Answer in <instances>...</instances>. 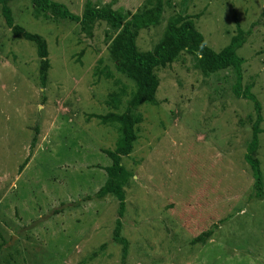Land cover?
Segmentation results:
<instances>
[{
	"label": "rangeland",
	"instance_id": "374dc122",
	"mask_svg": "<svg viewBox=\"0 0 264 264\" xmlns=\"http://www.w3.org/2000/svg\"><path fill=\"white\" fill-rule=\"evenodd\" d=\"M51 1L80 15L87 0ZM152 2L111 5L132 14ZM9 8L14 24L44 39L49 69L42 87L33 45L14 38L0 16V264H264V0H163L159 23L137 32L140 52L175 15L189 17L214 52L235 34V21L248 32L236 54L241 87L260 107L253 157L263 196L254 197L243 160L251 103L231 93L230 70L205 76L181 52L154 70L156 104L133 110L136 140L120 159L130 173L119 218L124 258L111 240L117 202L94 197L117 128L89 115L121 114L133 83L115 71L103 22L85 35L74 22L35 16L30 0ZM213 225L203 245L190 243Z\"/></svg>",
	"mask_w": 264,
	"mask_h": 264
},
{
	"label": "trees",
	"instance_id": "16d2710c",
	"mask_svg": "<svg viewBox=\"0 0 264 264\" xmlns=\"http://www.w3.org/2000/svg\"><path fill=\"white\" fill-rule=\"evenodd\" d=\"M17 0H0V16L5 27L16 39L31 43L38 59L37 76L40 86L46 82L49 63L47 48L44 39L35 33L25 31L13 23L9 4ZM33 13L38 15H52L59 20H67L78 24L79 31L85 35L90 34L95 22L100 21L106 25L105 37L108 41L107 50L115 63V71L133 83V91L126 101V107L121 114L108 112L104 115H89L102 125H114L118 137L112 151H104L110 160V165L102 167L106 179L94 193V197L101 199L111 195L117 202V219L114 221L111 240L120 245L121 258L126 255L127 242L119 234L120 221L125 208V193L123 187L127 185L130 173L120 164V159L129 155L136 140L134 126L140 117L133 110L142 104L155 105V92L158 80L154 70L171 64L175 58L184 52L193 61L195 67L205 76L218 71L230 70L233 83L231 93L236 98L248 100L254 112L251 124L250 140L246 144L243 160L248 165L253 177V193L255 198L263 196L260 173L257 160L253 157L258 146V134L262 132L259 125L262 121L260 107L255 96L249 88L241 87V65L243 59L236 51L244 44L248 32L242 31L235 21V34L229 39L226 46L214 52L204 43L202 35L195 29L192 20L187 16H171L165 25L160 40L149 51L140 52L135 45L137 32L156 26L161 18L163 0H153L150 6L143 7L138 12L123 13L120 9H112L116 0L100 7L93 6L88 0L85 2L80 15L68 11L65 6L51 0H30ZM106 76L108 74L106 73ZM110 103L118 104V95L110 96ZM34 140V139H33ZM32 140V141H33ZM215 225L196 237L190 243L203 245L212 235ZM104 248L101 245L98 251ZM93 254H96L95 252Z\"/></svg>",
	"mask_w": 264,
	"mask_h": 264
}]
</instances>
